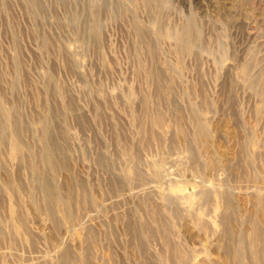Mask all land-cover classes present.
<instances>
[{"label":"rangeland","instance_id":"374dc122","mask_svg":"<svg viewBox=\"0 0 264 264\" xmlns=\"http://www.w3.org/2000/svg\"><path fill=\"white\" fill-rule=\"evenodd\" d=\"M0 264H264V0H0Z\"/></svg>","mask_w":264,"mask_h":264},{"label":"bare ground","instance_id":"6f19581e","mask_svg":"<svg viewBox=\"0 0 264 264\" xmlns=\"http://www.w3.org/2000/svg\"><path fill=\"white\" fill-rule=\"evenodd\" d=\"M185 41H186V40H185ZM185 43H186V42H185ZM250 83H251V82H250ZM47 187H49V186L47 185ZM43 189H44V192H45V195H46V196L44 195V196H45V200H48V199L50 200V197H48V194H47V191L51 194V192L49 191V188H47V191H46V188H43Z\"/></svg>","mask_w":264,"mask_h":264}]
</instances>
